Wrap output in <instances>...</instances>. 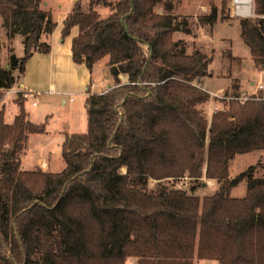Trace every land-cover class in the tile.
I'll use <instances>...</instances> for the list:
<instances>
[{"label":"trees","instance_id":"1","mask_svg":"<svg viewBox=\"0 0 264 264\" xmlns=\"http://www.w3.org/2000/svg\"><path fill=\"white\" fill-rule=\"evenodd\" d=\"M42 1L0 0L7 36L21 34L24 45L21 56L10 46L8 66L0 57V89L14 84V69L25 72L35 50L50 51L43 36L57 20ZM254 1L257 15L241 19V34L264 66V0ZM201 18L214 22L216 7ZM75 26L73 61L92 69L108 55L116 85L87 90V130L63 140L60 171L21 168L29 134L46 130L29 118L24 92L11 122L0 108V264H125L128 256L136 264H264V177L255 175L258 162L229 173L237 153L264 148V89L240 100L241 81L232 80L209 121L201 106L209 92L194 83L209 75L208 59L174 38L190 29L174 0H88L87 9L78 0L61 38ZM203 174L218 182L214 192L173 183ZM244 178L246 193L231 195Z\"/></svg>","mask_w":264,"mask_h":264},{"label":"rangeland","instance_id":"2","mask_svg":"<svg viewBox=\"0 0 264 264\" xmlns=\"http://www.w3.org/2000/svg\"><path fill=\"white\" fill-rule=\"evenodd\" d=\"M72 3L74 0H43L41 6L51 9L55 19L58 20ZM82 5L83 9L88 8L86 3ZM212 7L217 9V19L214 22L203 21L201 17L209 14ZM98 8L102 16L109 13V9L105 6L99 5ZM155 9L159 12L164 11L161 2L156 4ZM174 12L187 15L190 27L187 32H175L174 38L183 40L187 52L199 49L208 59L206 68L209 75L196 77L194 83L209 92L208 100L201 105L209 121L211 113L216 107L226 105L225 101L221 100L222 98L212 95V92L221 95L225 93V89L230 88L231 90L229 86L232 80L240 79L243 97L258 93L257 83L264 82V66L255 64L251 58L249 47L241 34V19L257 15L254 0H252L251 13L248 15L236 13L234 0H174ZM0 42L2 65L8 66L11 42H9L1 18ZM15 45L17 53L23 55V43L20 42L19 45V42L16 41ZM107 61L108 55L97 60L92 70L89 69V82L92 81V85L89 87L91 92L102 89L114 81L115 78L109 71ZM16 72L19 73L18 70ZM77 90L59 94L49 93L42 87H31L26 91L24 108L30 115L29 118L35 123H44L46 130L29 134L27 148L21 155L22 169L41 167L48 171H60L65 167L66 161L62 154L63 140L72 132L86 131L88 126L86 96ZM36 91H39L38 94ZM0 93L2 94L0 108H4L5 120L11 122L20 109L15 99L18 91L1 88ZM71 97L72 100H70ZM63 98L66 99V102H63ZM256 162L259 165L255 170V175L264 177V157L259 159L256 151L237 153L229 163L230 176H235ZM121 169L126 171L125 166H122ZM173 183L175 186L183 187L188 192L199 195L212 193L219 185L215 179L208 178L205 174L198 180L186 176L175 179ZM149 185L150 187L156 186L157 180L151 178ZM246 187L247 180L244 178L232 188L231 195L243 196L246 193ZM136 263L135 256H128L125 260V264ZM194 264H217V262L214 259L194 257Z\"/></svg>","mask_w":264,"mask_h":264},{"label":"crops","instance_id":"3","mask_svg":"<svg viewBox=\"0 0 264 264\" xmlns=\"http://www.w3.org/2000/svg\"><path fill=\"white\" fill-rule=\"evenodd\" d=\"M76 1L78 0H74V3L71 4L70 8H67L66 12L60 16L53 31L49 35L43 36V38L50 43V51L44 53L35 50L27 61L25 72L23 74L18 73L20 76H18L16 72L17 69H14L13 72L16 78L14 84L9 88V90H13L15 92L21 90L26 96V91H28L31 87H42L49 93L56 92L59 94H65L67 92L71 93L78 88L77 91L80 93L82 92L85 94V96H87V90L92 85V81L89 82V68L84 62L75 63L72 59V37L78 32V27H73L70 35L65 39L61 38L62 20L66 13L73 8ZM79 2L81 7H83V3L88 5V0H79ZM16 41L19 42V45L20 42L23 43L21 34L17 33L11 39H9V42H11L10 46L12 47V51L17 54V56H21L17 53L15 45ZM118 77L121 82L128 81L127 73L121 72ZM114 85H116V79H114V81L106 87L96 90L95 92L106 90ZM84 86L86 87L83 89ZM38 92L39 91H36V94H38ZM70 100H72V97ZM63 102H66L65 98H63ZM252 151L257 152L259 159L264 157V148L254 149ZM44 170L46 169L44 168ZM216 262L219 264L217 260Z\"/></svg>","mask_w":264,"mask_h":264},{"label":"bare ground","instance_id":"4","mask_svg":"<svg viewBox=\"0 0 264 264\" xmlns=\"http://www.w3.org/2000/svg\"><path fill=\"white\" fill-rule=\"evenodd\" d=\"M236 13L248 15L251 13L252 0H234Z\"/></svg>","mask_w":264,"mask_h":264},{"label":"built area","instance_id":"5","mask_svg":"<svg viewBox=\"0 0 264 264\" xmlns=\"http://www.w3.org/2000/svg\"><path fill=\"white\" fill-rule=\"evenodd\" d=\"M257 88H259V89H264V82H259V83H257ZM212 95H214V96H218V97H220V98H225V96L224 95H219V93H215V92H212ZM230 96H226V98H229ZM249 96H239V97H237V98H239L240 100H244V99H246V98H248ZM215 109H217V107L215 108Z\"/></svg>","mask_w":264,"mask_h":264}]
</instances>
